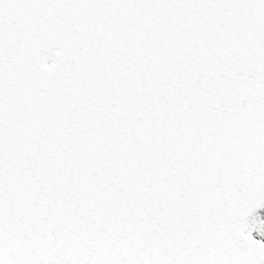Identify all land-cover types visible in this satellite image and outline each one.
<instances>
[{"label": "snow or ice", "instance_id": "obj_1", "mask_svg": "<svg viewBox=\"0 0 264 264\" xmlns=\"http://www.w3.org/2000/svg\"><path fill=\"white\" fill-rule=\"evenodd\" d=\"M0 264H264V0H0Z\"/></svg>", "mask_w": 264, "mask_h": 264}]
</instances>
